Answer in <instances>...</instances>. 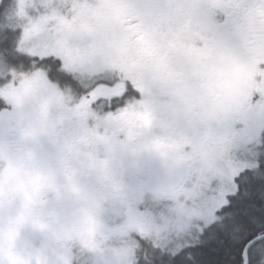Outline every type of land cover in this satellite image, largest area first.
Masks as SVG:
<instances>
[{"label":"clouds","instance_id":"9594fccd","mask_svg":"<svg viewBox=\"0 0 264 264\" xmlns=\"http://www.w3.org/2000/svg\"><path fill=\"white\" fill-rule=\"evenodd\" d=\"M20 4L22 31L54 16L50 40L101 64L96 79L126 75L145 91L110 106L87 96L94 81L71 89L37 76L36 61H0V264H129L120 233L134 210L187 211L178 187L171 198L178 178L217 161L218 131L242 93L261 100L264 76L249 69L264 70V0H23L24 17ZM210 19L227 26L226 55ZM141 35L165 57L162 73L145 70Z\"/></svg>","mask_w":264,"mask_h":264},{"label":"snow or ice","instance_id":"6c2138e0","mask_svg":"<svg viewBox=\"0 0 264 264\" xmlns=\"http://www.w3.org/2000/svg\"><path fill=\"white\" fill-rule=\"evenodd\" d=\"M17 15L25 16L23 0ZM225 15H231L225 12ZM56 17L28 19L17 42L20 52L35 57L42 71L37 76L51 77L71 89L85 82L92 83L87 96L104 99L115 106L123 96L136 89L141 94L145 86L126 75L112 80H98L106 69L94 60L77 61L58 41L50 40L47 24ZM63 18L58 25H67ZM209 28L221 54L228 49L227 26L211 19ZM141 50L149 56L146 71L160 74L166 68L165 57L155 50L143 35L137 37ZM187 55H201V51ZM112 67L124 71L122 65ZM264 76L256 67L249 74ZM261 100L253 104L244 92L237 109L228 115L218 131L220 152L216 162L178 178L171 198H177L176 188L190 205L187 211L153 215L135 209L137 222L121 228V236L129 249V264H238L230 259L241 235L264 234V89ZM148 123V116H143ZM161 147V145H156ZM248 244L243 247L246 249ZM246 253H241L243 257ZM246 264V261H244Z\"/></svg>","mask_w":264,"mask_h":264},{"label":"trees","instance_id":"16d2710c","mask_svg":"<svg viewBox=\"0 0 264 264\" xmlns=\"http://www.w3.org/2000/svg\"><path fill=\"white\" fill-rule=\"evenodd\" d=\"M11 3V1H10ZM9 0H1L0 2V23L4 19L2 18V14L8 11L7 9L11 7L14 8V3L10 5ZM7 23V22H6ZM18 34V33H17ZM14 37L12 36H0V61H2L5 65L11 67H19L20 55L23 56V53L17 51V42L20 38V34ZM2 81H0L1 83ZM260 233L241 235L239 240L236 242V245L232 251V255L230 257L231 260L238 262V264H242V256L241 253L243 251V246L252 238L257 236ZM249 263L248 264H264V239L254 243L250 246L248 250Z\"/></svg>","mask_w":264,"mask_h":264},{"label":"flooded vegetation","instance_id":"af4514ba","mask_svg":"<svg viewBox=\"0 0 264 264\" xmlns=\"http://www.w3.org/2000/svg\"><path fill=\"white\" fill-rule=\"evenodd\" d=\"M7 14H8V11L4 12V14H2V16H3L2 18L4 19V17H6ZM1 25L5 26L7 24H6V22H3V21L0 23V36H3V35L9 36L10 35V36L14 37V36H16L17 33L19 34V32L17 30H13L12 28H3V27H1ZM35 59H36L35 57H31V56L27 55L26 53H23V56L20 55V60L18 62L19 67L23 66L24 69H27L31 65L32 61H34ZM43 63H45V62H43V61L38 62V66L40 64H43ZM0 107H3V105L0 104Z\"/></svg>","mask_w":264,"mask_h":264},{"label":"rangeland","instance_id":"374dc122","mask_svg":"<svg viewBox=\"0 0 264 264\" xmlns=\"http://www.w3.org/2000/svg\"><path fill=\"white\" fill-rule=\"evenodd\" d=\"M11 1V3H10ZM10 5L14 3V8H15V0H9ZM14 8L12 9L11 7H9L8 10V14L4 19V22H7L5 26H2L3 28H12L13 30H17L19 32V34H22V29L20 26H18V20L14 14ZM21 36V35H20ZM3 82V81H2ZM1 82V83H2Z\"/></svg>","mask_w":264,"mask_h":264},{"label":"water","instance_id":"95a60500","mask_svg":"<svg viewBox=\"0 0 264 264\" xmlns=\"http://www.w3.org/2000/svg\"><path fill=\"white\" fill-rule=\"evenodd\" d=\"M264 239V234H258L257 236H255L254 238L250 239L249 241H251V244L248 245V247L245 249L243 248L242 253H246L243 257H242V264H244V261H246V264L249 263V256H248V250L250 248L251 245H253L254 243L260 241ZM248 241V242H249ZM248 242L246 244H248Z\"/></svg>","mask_w":264,"mask_h":264}]
</instances>
